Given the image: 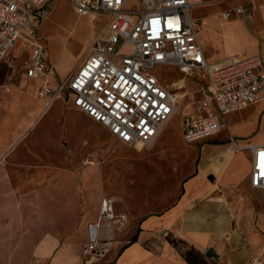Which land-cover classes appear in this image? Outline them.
<instances>
[{
  "label": "rangeland",
  "instance_id": "rangeland-1",
  "mask_svg": "<svg viewBox=\"0 0 264 264\" xmlns=\"http://www.w3.org/2000/svg\"><path fill=\"white\" fill-rule=\"evenodd\" d=\"M225 1L203 0L194 13L200 24L199 40L211 52V61L230 52L244 53L253 35L250 29L243 34V27L227 26L219 16L235 4L249 6L250 0ZM234 18L243 19L233 16L229 20ZM105 21L97 13L78 15L69 0L50 1L38 34L47 44L57 80L72 75L92 40L102 33ZM22 59L0 62V264H36L40 257L48 264L62 248L69 249L66 261L72 264H105L115 245H125L131 233L139 230L142 216L173 203L179 190L176 175L195 160L199 144L184 141L181 119L192 111L206 80L199 71L185 75L174 66L155 67L159 82L175 95L178 111L163 124L165 129L152 144L141 148L111 135L73 106L67 93L46 105L38 95L40 80L23 75ZM235 123L242 127L236 128ZM224 124L213 139L227 140L229 134L242 132L250 143L264 140V100L225 115ZM190 145L196 148L191 150ZM242 153L248 158V150ZM244 158L239 160L241 166ZM247 193L264 224V191L248 186ZM102 196L111 200L114 213L123 215L124 221L114 230L108 253L84 255L86 223L96 218ZM50 239L56 241L53 255L43 256L39 244ZM243 260L240 257L236 262Z\"/></svg>",
  "mask_w": 264,
  "mask_h": 264
},
{
  "label": "built area",
  "instance_id": "built-area-1",
  "mask_svg": "<svg viewBox=\"0 0 264 264\" xmlns=\"http://www.w3.org/2000/svg\"><path fill=\"white\" fill-rule=\"evenodd\" d=\"M50 1L0 0V62L23 58V75L40 80L38 95L46 105L67 93L73 106L130 146L149 147L174 111L175 95L153 73L156 66H174L185 75L199 71L206 80L192 111L181 119L187 143L214 136L225 115L264 100L263 57L207 59L192 15L201 0H69L78 15L97 13L106 21L72 75L57 80L47 44L38 34ZM232 12L239 15L243 7L222 16L231 18ZM227 141L234 151L248 150L250 187L264 191V143L231 134ZM123 221L102 196L96 219L86 225L84 255L108 253ZM36 264H44L43 259ZM247 264H264V255L251 256Z\"/></svg>",
  "mask_w": 264,
  "mask_h": 264
},
{
  "label": "crops",
  "instance_id": "crops-1",
  "mask_svg": "<svg viewBox=\"0 0 264 264\" xmlns=\"http://www.w3.org/2000/svg\"><path fill=\"white\" fill-rule=\"evenodd\" d=\"M200 4L192 10L194 18ZM238 6L243 7V12L239 15L232 12V17L242 16L243 19L222 17L224 23L230 27H243V34H247L245 29H250L253 35L248 37L249 45L243 47L247 49H244V53L230 52L217 61L242 55L264 58L260 54H264V0H250L247 7L235 4L225 11H233ZM225 11L220 12L219 16ZM212 33L218 35L215 30ZM228 36H231V32ZM216 46L219 47L218 44ZM204 52L211 61V52L205 49ZM241 123L234 126L242 127ZM234 136L249 140L246 133L237 132ZM196 142L199 144L196 146L198 153L195 160L187 162L176 175L179 190L173 197V203L158 212L142 216L138 222L139 230L131 233V236L136 234V240L128 241L125 246L121 245L123 242L117 243L105 264H188L166 240L164 235L167 233L185 240L202 253L211 250L214 254L211 258L217 264H238L236 261L240 257L244 258L240 264H247L251 256L264 255L263 215L256 211L247 193L250 186V156L247 158L246 153L234 151L227 140L209 138ZM253 143H264V140ZM196 147L190 145L191 150ZM242 156L245 157L244 166L239 163ZM141 209L139 207L138 211ZM161 231L163 234H160ZM44 242L46 244H39L38 252L43 256L53 255L56 241L50 239ZM243 248L245 251L238 256L237 252ZM68 250H59L48 264H72L66 261L70 256L68 252L65 253Z\"/></svg>",
  "mask_w": 264,
  "mask_h": 264
},
{
  "label": "trees",
  "instance_id": "trees-1",
  "mask_svg": "<svg viewBox=\"0 0 264 264\" xmlns=\"http://www.w3.org/2000/svg\"><path fill=\"white\" fill-rule=\"evenodd\" d=\"M165 238L173 247H175V249L188 264H217L215 260L206 256L194 246L189 245L185 240L178 238L171 233H167ZM135 240L136 234L131 236L129 242H134ZM182 247H184V249H182Z\"/></svg>",
  "mask_w": 264,
  "mask_h": 264
},
{
  "label": "bare ground",
  "instance_id": "bare-ground-1",
  "mask_svg": "<svg viewBox=\"0 0 264 264\" xmlns=\"http://www.w3.org/2000/svg\"><path fill=\"white\" fill-rule=\"evenodd\" d=\"M177 111H178V107H177V105H176V103H175V107H174V111H173L172 115H173L174 113H176ZM164 126H165V125H164ZM164 126H163V125L161 126L160 131H159V134L162 133L163 130L165 129ZM224 126L226 127V126H227V123H225ZM159 134H158V135H159Z\"/></svg>",
  "mask_w": 264,
  "mask_h": 264
},
{
  "label": "water",
  "instance_id": "water-1",
  "mask_svg": "<svg viewBox=\"0 0 264 264\" xmlns=\"http://www.w3.org/2000/svg\"><path fill=\"white\" fill-rule=\"evenodd\" d=\"M204 254H205L206 256H208V257L214 256V254H213V252H212L211 250H207V251H205Z\"/></svg>",
  "mask_w": 264,
  "mask_h": 264
}]
</instances>
